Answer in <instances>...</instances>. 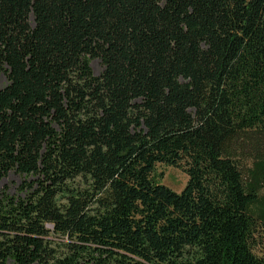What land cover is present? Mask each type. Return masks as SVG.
Masks as SVG:
<instances>
[{
    "label": "trees",
    "instance_id": "obj_1",
    "mask_svg": "<svg viewBox=\"0 0 264 264\" xmlns=\"http://www.w3.org/2000/svg\"><path fill=\"white\" fill-rule=\"evenodd\" d=\"M0 74V264H264V0H0Z\"/></svg>",
    "mask_w": 264,
    "mask_h": 264
},
{
    "label": "rangeland",
    "instance_id": "obj_2",
    "mask_svg": "<svg viewBox=\"0 0 264 264\" xmlns=\"http://www.w3.org/2000/svg\"><path fill=\"white\" fill-rule=\"evenodd\" d=\"M91 67L96 76H99L103 71L102 64L99 60H94L91 63ZM6 84L7 77L4 74H0V89L4 88ZM245 160L244 165L246 168H250L251 161L247 159ZM157 173L164 175V178L160 180L161 184L177 193L182 192L188 182L187 174L178 168L159 165L157 167ZM23 181L22 176L16 174L15 172L10 173L7 177L0 180V193L7 192L14 196L19 195ZM262 200L264 205V195L262 196ZM255 252L260 255L259 250H255Z\"/></svg>",
    "mask_w": 264,
    "mask_h": 264
}]
</instances>
